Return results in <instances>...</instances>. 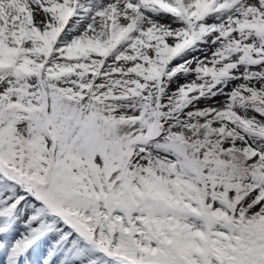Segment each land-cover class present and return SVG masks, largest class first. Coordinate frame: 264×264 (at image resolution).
I'll return each instance as SVG.
<instances>
[{"label": "snow or ice", "instance_id": "1", "mask_svg": "<svg viewBox=\"0 0 264 264\" xmlns=\"http://www.w3.org/2000/svg\"><path fill=\"white\" fill-rule=\"evenodd\" d=\"M0 264H264V0H0Z\"/></svg>", "mask_w": 264, "mask_h": 264}]
</instances>
